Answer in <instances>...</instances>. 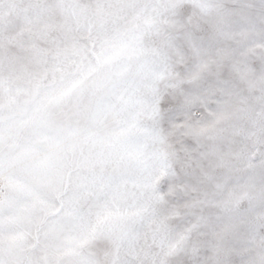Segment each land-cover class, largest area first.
Instances as JSON below:
<instances>
[{
  "label": "snow or ice",
  "instance_id": "1",
  "mask_svg": "<svg viewBox=\"0 0 264 264\" xmlns=\"http://www.w3.org/2000/svg\"><path fill=\"white\" fill-rule=\"evenodd\" d=\"M0 264H264V0H0Z\"/></svg>",
  "mask_w": 264,
  "mask_h": 264
}]
</instances>
